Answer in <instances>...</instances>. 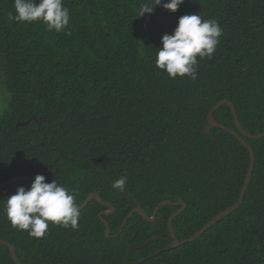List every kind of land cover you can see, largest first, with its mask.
Segmentation results:
<instances>
[{"label": "trees", "instance_id": "1", "mask_svg": "<svg viewBox=\"0 0 264 264\" xmlns=\"http://www.w3.org/2000/svg\"><path fill=\"white\" fill-rule=\"evenodd\" d=\"M142 2L63 0L70 20L57 33L9 20L13 0H0V74L9 94L0 114V183L42 174L74 193L78 206L90 193L113 206L104 214L109 206L93 198L77 228L49 222L42 238L13 227L0 206V239L21 264H264V137L242 135L254 154L243 201L196 240L164 249L174 204L159 207L153 221L132 213L119 232L137 205L151 217L159 202L182 199L172 228L184 240L238 200L250 151L220 127L204 133L217 102L233 104L246 132H264V0H184L175 12L157 5L138 17ZM184 14L223 30L211 58L197 57L196 80L155 66L161 36ZM213 117L241 134L228 104ZM121 176L124 191L112 187ZM31 182L10 184L0 199ZM0 264H16L6 244Z\"/></svg>", "mask_w": 264, "mask_h": 264}, {"label": "clouds", "instance_id": "2", "mask_svg": "<svg viewBox=\"0 0 264 264\" xmlns=\"http://www.w3.org/2000/svg\"><path fill=\"white\" fill-rule=\"evenodd\" d=\"M184 0H144L138 8V17L151 14L155 6L175 12ZM13 12L9 20L16 22H41L47 30L62 32L70 20L69 9L63 0H13ZM223 30L214 19H203L199 14L181 15L172 33L161 36V46L156 47L155 66L170 78L188 76L197 79V57L211 58ZM127 178L114 180L112 187L125 190ZM3 214L10 224L30 236L42 238L49 222L64 228H77L80 209L75 194L56 179L45 182L42 174H36L29 188L17 187L14 194L0 199Z\"/></svg>", "mask_w": 264, "mask_h": 264}, {"label": "water", "instance_id": "3", "mask_svg": "<svg viewBox=\"0 0 264 264\" xmlns=\"http://www.w3.org/2000/svg\"><path fill=\"white\" fill-rule=\"evenodd\" d=\"M223 104H228L231 108V111L233 113V116H234V123H235V126L238 128L239 133H237L235 130L231 129V128H228L220 123H218L214 117H213V113L214 111L220 107L221 105ZM32 120V118H29L28 120L26 121H21V122H17V126H22V125H25L27 123H29L30 121ZM212 127H220L224 130H227L228 132L232 133L234 136H236L243 144H245L247 146V148L249 149L250 151V162H249V166H248V170H247V173H246V177H245V180H244V184L242 186V189L240 191V194H239V198L238 200L231 206H229L228 208L218 212L215 216H213L208 222H206V224H204L195 234L191 235L190 237L184 239V240H178L176 238V236L174 235V232H173V228H172V219L180 214L184 208L186 207V203L182 200V199H179L178 201L176 202H171L169 200H163L161 202H159L154 211H153V214L151 217H149L146 212L140 208L138 205L136 207H134L130 212L129 214L127 215V217L123 220L122 224H121V227H120V230L119 232L122 230V227L124 226L126 220L132 215V213L134 212H138L140 213L144 219L146 220H149V221H153L156 217V214H157V210L159 207L163 206V205H166V204H174L176 206H179L180 208L175 211L173 214H171V216L169 217L168 219V228H169V231H170V235H171V242L164 248V249H170V248H174V247H177V246H180L182 244H185V243H188V242H192L194 240H196L198 237H200L206 230H208L213 224H215L221 217L233 212L234 210H236L242 203L243 201V198H244V195H245V192L248 188V185H249V182H250V179H251V176H252V173H253V169H254V154H253V150L251 149V147L248 145V143H246V141L243 139L242 135L244 136H247L249 138H261V137H264V132L260 133V134H256V135H251L250 133L246 132L240 122L238 121V118H237V114H236V111L234 109V106L233 104L228 101V100H220L219 102H217L215 104V106L210 110V112L208 113V121L207 123L205 124L204 126V133L207 135V136H210V129ZM91 161L94 163V164H97V161L95 158H91ZM33 177H30V176H27V175H19V176H13V177H10L6 180H4L3 182L0 183V191L9 186L10 184L12 183H15L17 181H22V180H32L33 181ZM97 199L99 202H101L102 204L104 205H107L109 206V210L108 211H103L104 214H109L113 211V206L108 203V202H105L101 199V197L96 194V193H90L86 199L82 202L81 205H79V209H82L84 208V206L91 200V199ZM105 225H106V228H105V235L106 236H109V233H110V228H109V225L108 223L105 221ZM118 232V233H119ZM117 233V234H118ZM115 234V235H117ZM114 236V235H113ZM0 244H6L8 247H9V250H10V254H11V257L12 259L14 260V262L16 264H21L18 259H17V256H16V253H15V250H14V246L2 239H0Z\"/></svg>", "mask_w": 264, "mask_h": 264}, {"label": "rangeland", "instance_id": "4", "mask_svg": "<svg viewBox=\"0 0 264 264\" xmlns=\"http://www.w3.org/2000/svg\"><path fill=\"white\" fill-rule=\"evenodd\" d=\"M8 103L9 94L5 89L3 76L0 74V114L5 113Z\"/></svg>", "mask_w": 264, "mask_h": 264}]
</instances>
